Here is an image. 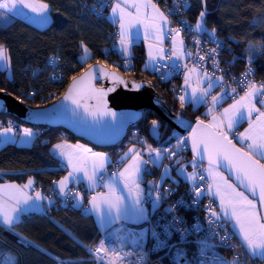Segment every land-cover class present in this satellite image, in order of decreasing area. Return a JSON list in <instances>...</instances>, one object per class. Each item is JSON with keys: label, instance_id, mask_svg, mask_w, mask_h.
I'll return each instance as SVG.
<instances>
[{"label": "snow or ice", "instance_id": "snow-or-ice-1", "mask_svg": "<svg viewBox=\"0 0 264 264\" xmlns=\"http://www.w3.org/2000/svg\"><path fill=\"white\" fill-rule=\"evenodd\" d=\"M207 0H201L206 5ZM185 8L190 7L189 0H184ZM111 7L109 16L112 22L119 26V51L122 54L131 56L129 51L133 44V37L143 39H152L157 41L156 54L152 52L153 45L149 44V59L153 61V71L160 74L163 80L169 79L172 75L184 70L185 86L189 84V76L196 72V68H187L181 60L185 56H190L191 52H186L184 40L181 37L180 28H169L165 31V24L169 23L168 15L159 10V6L152 0H116L109 5V0H100V8L96 9L97 14L103 16V9ZM134 9L130 11L129 8ZM151 9L149 13L148 9ZM23 9H30L31 13L36 15L31 19L41 25H47L50 22L49 4L44 2L37 3L36 0H0V27H6L15 17L10 15H24ZM175 14V13H170ZM207 11H201L194 26L195 31H206ZM107 19L108 17H103ZM143 26L141 32L140 26ZM189 32L193 31L190 25H185ZM134 30V31H133ZM165 37H168L172 48L165 55V49L160 47ZM211 40L217 43L216 48H211L209 54L213 60V66L218 69V48L226 50V45L220 44L215 37V29L209 33ZM195 43L199 45L200 41ZM81 60H86L90 55V50L86 44L81 43ZM107 51V50H106ZM249 68L240 79V83L245 84L246 90L243 96L235 99L237 90L235 88L225 87L223 76H210L206 71L203 73V79L198 84L207 82V87H193L190 93L185 89V95L178 97L181 107H184L186 95L193 104L210 103L212 107L208 109V115H212L215 107L222 104L228 98H232L234 103L227 108H223L220 116L212 115L209 125H204V121L197 120L196 126L191 128L189 137H176L177 143L172 147L153 148L150 144L143 151L147 153L148 159L144 158L141 150L135 146L128 149L125 157L130 154L127 164L122 171L112 173L107 172L109 161L104 152H92L91 149H84L91 153V157L74 155L72 152L65 151V145L56 144L57 156L61 159L62 165L70 168L68 174L59 181L54 182L58 192L63 197V203L71 207H77L82 204L83 196L69 188V184H79L84 181L90 190L95 192L97 188L103 187L107 192H100L91 195L89 199V208L86 210L94 213L98 222L104 231L112 228L113 225L121 226L115 229V232L109 235H115L119 241L130 239L133 245L144 249L147 240L154 242V247L142 251L137 257V264H152L149 256L153 252L163 251L164 255L159 257V261L168 260V264H237L236 259L227 260L218 251L220 248L229 247V241L236 236L242 242L254 259L264 261V213L257 208V199L261 205H264V83L259 87L255 82L250 81L249 77L253 74L250 65L255 62V58H246ZM200 61H204V56H199ZM168 61L170 63H165ZM0 62L3 66H10L11 56L8 47L0 43ZM127 62V61H126ZM147 67V66H146ZM161 67L167 71L161 72ZM90 74L107 75L102 68H92ZM93 75V78H96ZM59 78V76L55 77ZM76 81V77H73ZM123 83V81H120ZM136 87H140L137 85ZM223 89L220 96L211 95L214 88ZM114 88H90L85 96L83 92L75 91V84L70 87L65 95V100H71L75 107H64L57 113H36V118L54 119L57 117L71 118L78 115V109H83L85 113L92 116L96 122L101 117H111V121L104 123L102 128L90 129L93 133L112 137L134 118L133 114H124L118 116V113L107 106L106 97L108 93L114 91ZM0 89V92H4ZM211 95V100L208 97ZM261 107L256 106L257 97ZM94 99L95 106L90 107L87 103H82V99ZM255 118L253 119V114ZM179 120L180 118L177 117ZM115 123H112V122ZM247 121L249 127L243 133H238L235 129ZM183 123V121H181ZM152 131H158L159 121L152 120ZM189 125L185 124V127ZM202 126L215 129L209 135L205 136L198 133ZM239 137L240 141L245 142L246 151L237 148L229 138V133ZM17 133L15 128L9 122V126L0 127V143H6L13 140ZM24 138V143H30L34 136L33 130L23 128L19 134ZM191 140V150L195 153L190 166L191 172L187 171L188 164L183 163V157L179 152L187 146ZM82 147V146H76ZM173 148L177 151H173ZM123 159V158H122ZM164 159H173L176 165V175L181 174L190 183L191 200L185 201L181 198L174 205H169L164 213L157 215L162 202L168 196L172 195L170 188L161 189V184L167 179H174L171 176L172 168L162 164ZM207 161V167L204 162ZM163 168L160 182L143 181L144 174L150 173V166ZM234 175L237 183H233L223 172ZM208 178L210 182L204 181ZM199 181V183H198ZM151 183L152 187H141V183ZM179 183V181H177ZM34 180L29 178L27 183L20 185H0V189L11 187L14 192H10L5 199L0 193V226L5 230L12 232L16 225L22 222V217L34 211L46 213L47 209L53 206V200L50 196H45L41 191L33 189ZM243 188L244 191L240 189ZM32 189L33 195H29L27 190ZM118 189L120 194H117ZM247 193V194H246ZM216 197L219 201L217 212L210 199L209 204L204 208L207 215L203 221L193 218L191 224L184 216L177 212L179 207L195 208L199 206L205 197ZM250 196L252 198H250ZM146 205L151 206V212ZM231 220L233 231L228 233L223 227L227 221ZM125 225L135 227L125 228ZM224 232L221 235V232ZM126 233L127 237L120 235ZM17 235H19L17 233ZM25 246H32V242L22 238ZM106 241L100 240L96 248L87 245L90 254L103 252L105 256H111V252L105 247ZM123 247V245H121ZM6 255V264H17L18 258L10 252ZM124 257L132 255L130 252H124ZM119 256L110 258L108 264H115ZM59 259V258H56ZM60 264H63L60 261Z\"/></svg>", "mask_w": 264, "mask_h": 264}, {"label": "trees", "instance_id": "trees-1", "mask_svg": "<svg viewBox=\"0 0 264 264\" xmlns=\"http://www.w3.org/2000/svg\"><path fill=\"white\" fill-rule=\"evenodd\" d=\"M42 1L50 7L51 22L46 27H37L19 17L11 20L8 26L0 27V43L8 47L11 56L9 68H3L0 64V89L31 106L46 105L57 99L69 81L90 63L101 61L120 70L127 77L151 81L168 107L183 118L196 120L200 117L209 120L207 110L210 103L196 108L191 103L181 107L177 94V88L182 83L180 77L163 80L161 75L145 67L146 50L143 41L133 45V66L128 69L122 65L119 54L104 49L109 41L108 34L115 25L108 18L92 12V0ZM189 4L190 7L185 8L183 15L190 24L195 26L199 13L206 10L205 25L209 30L214 28L215 35L236 39L232 43L234 53L228 57L232 68L239 71L248 64L246 58L254 57L255 62L251 65L255 67L256 84L264 83V0H207L206 5L201 0H189ZM197 33L203 35L210 32ZM82 42L91 52V58L83 61ZM51 55L59 57L63 72L61 80L50 78L48 59ZM230 100L232 98L226 102ZM7 116L12 115L6 110L0 112V119ZM14 119L19 126L35 128L36 137L30 146L9 142L0 148V183H22L34 177L36 185L48 194L54 190V182L67 172L53 154L52 145L62 139H81L63 128L31 126ZM152 120L161 121L162 133L158 141L149 135ZM134 128L138 129V134L147 135L155 145H161L174 126L158 112L146 109ZM132 131L129 130V133ZM126 140L111 148L94 147L107 150L113 159H118L132 146ZM190 156L193 157L192 154ZM90 196L85 193L83 205L77 207H71L70 203L66 205L55 196L53 206L46 213L32 212L25 215L14 231L9 232L0 226V264H6L5 254L9 252L18 258L17 264H57L60 261L67 264H97V259L84 246L92 248L105 232L99 229L94 216L84 209ZM22 238L31 241L32 246H25Z\"/></svg>", "mask_w": 264, "mask_h": 264}, {"label": "built area", "instance_id": "built-area-1", "mask_svg": "<svg viewBox=\"0 0 264 264\" xmlns=\"http://www.w3.org/2000/svg\"><path fill=\"white\" fill-rule=\"evenodd\" d=\"M93 7L92 12L99 16L104 17L107 14V10L110 8V6L105 7L103 9V16L97 14L96 9L100 8V0H92ZM114 0H109V5L113 3ZM158 3L159 7L162 9V11L165 13V15H168L169 17V28H180L181 29V36L185 39L186 49L191 52V59L195 65L200 67L204 72L213 75V76H223V80L225 83V87L228 88H235L237 90V94L235 96V99L244 94L246 90V86L243 83H240V79L245 73L246 69L249 68V64H247L244 68L240 69L239 71L232 68V65L229 62L228 57H230L231 54L234 53L235 47L233 46V42H236V39L234 37H229L228 39L215 35L216 39L220 42L222 45H226V50H220L218 48V69L217 67L213 66V60L212 57L209 54V50L211 48H216L217 43L210 39L209 34H199L195 31L194 26L190 24V22L187 20V18L183 15L185 12V4L184 0H154ZM175 13V14H170ZM185 25H190L193 29V31L189 32L188 28ZM119 28L117 26H114L113 30H111L108 34V43L105 45V50L113 51L117 54H119L122 58V65L128 69L132 68L133 66V60L131 58L125 57L120 51H119ZM196 40H199L200 43L197 45L195 43ZM162 47L165 49L166 53H169V50L172 48L169 38L167 37L166 42L162 44ZM199 56H204L205 60L200 61ZM236 57V56H235ZM127 61V62H126ZM48 63L51 67V73L50 78L52 80H61L63 79V72L60 68V60L58 55H51L48 59ZM169 63V62H165ZM182 64L187 65L188 69H191V61L189 59H183L181 60ZM251 69L253 70V74L249 77L250 81L257 83V80L254 77L255 74V67L250 65ZM167 71L163 67H161V72ZM154 72V71H153ZM156 73V72H154ZM158 74V73H156ZM160 75V74H159ZM185 71L182 70L178 72L175 75H172L171 77H180L181 79L184 78ZM59 76V78H55ZM192 79L194 83L198 84V81L200 80L198 77H196L192 73ZM262 84V82H261ZM200 85V84H198ZM184 91V88L182 85H180L177 88V94L180 96ZM211 98H209V101ZM200 117H197L199 119ZM9 122H11L12 126L17 131L19 129V125H17L15 119L12 116H7L4 119H0V127H8ZM179 125L182 127H185V122L183 123L178 121ZM132 133L127 134L126 136V142L132 143V146L138 145H146L150 143L149 137L145 134H138L137 128H132ZM188 137V134L181 132L177 128H173L171 130V133L163 141V143L160 146L162 147H172L177 143L176 137ZM120 151V149H119ZM173 151H177V149L173 148ZM121 152V151H120ZM191 153V145L188 141L187 146L184 147L182 151L179 152V155L183 157V163L188 164V168L192 169L190 166V162L192 161L193 157L190 156ZM122 157L123 153L120 155L118 159H112L110 166L107 168L108 173L116 172L121 166L122 163ZM174 177V179H167L165 183L161 184V189L163 188H170L173 190L172 195L168 196L164 199V201L161 204V207L159 208V211L157 215L162 214L165 212V210L168 208L169 205H174L176 202L180 201L181 198H184L185 201L191 200L190 195V183L186 181L184 178H179L177 175H171ZM155 182H160L161 177L155 176L154 179ZM179 181V183H177ZM184 181V182H183ZM210 182L208 178L204 181L205 184ZM199 183V181H198ZM152 187V184L150 188ZM70 189L73 191H76L80 193L82 196L86 193L87 195H91V192L88 191L84 186L81 184H75ZM48 195L51 198H55V196H58L55 192V190H52L48 193ZM61 198V201H63V197L58 196ZM212 201L213 208L219 212V203L216 199V197H205L201 204L195 208H189L187 206L185 207H179L177 208V212L184 216L188 223L191 224L193 222V218L196 217L197 219H200L203 221L207 215L206 211H204V208L209 204V201ZM70 203V202H69ZM121 225H117L110 230L106 231L104 235L100 238L104 239L106 241L105 247L106 249H109L111 252L112 249H115V252H111V256H105L103 252L93 254L94 257L97 259V264H108L111 257L118 255L119 258L116 259L115 264H137V257L142 251H146L148 249H152L154 247V242L150 239L146 241L144 249H140L137 245H133L130 241V239L125 238L123 241H119L116 239L115 235H109L111 232H115V229L119 228ZM128 227H135L133 225H125V228ZM223 227L227 230L228 233H231L233 231V226L231 220L227 221L226 224L223 225ZM221 235L224 234L222 231L220 233ZM120 235H124L127 237L126 233H120ZM100 240L92 247L96 248ZM123 245V247H121ZM218 251L223 255L227 260L232 261L233 259H236L237 264H264V261L260 259H254L252 258L247 250L242 246V242L239 240L238 237L233 236L231 241H229V247L220 248ZM124 252H130L132 253L131 256L125 258ZM164 252H153L150 254L149 259L151 260L152 264H168V260L165 259L164 261H159V257L163 256Z\"/></svg>", "mask_w": 264, "mask_h": 264}, {"label": "water", "instance_id": "water-1", "mask_svg": "<svg viewBox=\"0 0 264 264\" xmlns=\"http://www.w3.org/2000/svg\"><path fill=\"white\" fill-rule=\"evenodd\" d=\"M92 68H102L107 75H96L90 74ZM93 75H96V78H93ZM76 83L73 81V78L69 81L68 86L65 91L54 101L46 105L41 106H31L22 100L16 98L14 95L10 94L7 91L0 92V112L6 110L9 115H12L14 118L18 119L22 123L31 125V126H40V127H51V128H63L67 132L73 134L77 139L84 140L85 142L99 147V148H111L115 147L117 144L121 143L126 139V136L135 124L142 118L146 109H151L158 112L166 121L170 122L175 128L180 130L183 133L188 134V137L191 132V128L196 126L197 120L185 119L184 122L189 125L188 127H182L177 122V117L183 118L180 114L172 111L166 102L162 99V96L157 92L152 82L146 79H137L135 77H127L120 70L107 65L101 61H94L90 63L81 73L77 74ZM120 81H123L121 83ZM75 84L76 92H83L85 96L88 94L90 88H114L115 90L108 93L106 100L108 108L116 111L118 116L124 114H133L134 118L131 119L115 136L108 137L93 133L90 129L92 128H102L104 123L111 121V117H101L99 122L93 120L92 116L88 113H85L84 110L78 109V115L72 116L71 118H61L57 117L54 119L36 118V113H57L61 110L62 106L64 107H75L71 100H65V95L69 92L70 87ZM140 85V87H136ZM82 103H87L90 107L95 106L96 101L94 99H82ZM199 120L204 121V125H209L210 122L204 119L199 118ZM159 121L158 131H152V124L149 128V135L155 141L160 140L161 138V121ZM112 123H115L114 121ZM198 133L202 135H209L215 129H209L202 126L197 130ZM229 138L235 144L237 148H242L245 151L247 150L245 146L239 143L235 138L229 135ZM190 145L191 140L189 139ZM191 153L194 157L195 153ZM260 160L261 163H264V160L260 157H256ZM207 164V161L204 162ZM225 172L223 169H221ZM229 179L234 183L237 181L234 178V175L225 172ZM241 190L244 191L243 188ZM247 194V193H246ZM251 197V196H250ZM252 198V197H251ZM259 209L261 213H264V205H261L257 199ZM264 221V220H263Z\"/></svg>", "mask_w": 264, "mask_h": 264}, {"label": "crops", "instance_id": "crops-1", "mask_svg": "<svg viewBox=\"0 0 264 264\" xmlns=\"http://www.w3.org/2000/svg\"><path fill=\"white\" fill-rule=\"evenodd\" d=\"M36 2L39 3V2H44V1H42V0H36ZM115 2H116V0L114 1V3H115ZM152 2H153V1H152ZM44 3H46V2H44ZM153 3H154V2H153ZM49 10H50V7H49ZM129 10H130V11H134V9H132L131 7L129 8ZM159 10L162 11L161 8H159ZM110 11H111V8H110L109 11L107 12L108 20H109L113 25L118 26V23H114V22H112L111 17L109 16ZM148 11H149V13H151V9H150V8L148 9ZM23 12L25 13L24 15H16L15 13H12V14H10V15H12V16H14V17L22 18V19H24V20H27V21L31 22L32 24H34V25L37 26V27H41V28H43V27H46L47 25H49V24H47V25H41V24H38V23L34 22V21L31 19V17L34 16V15H36V14L31 13V10H30V9H23ZM48 15H49V17H50V22H51V15H50V12H48ZM50 22H49V23H50ZM118 27H119V26H118ZM164 27H165V31H167V30L169 29V24H168V23L165 24ZM140 28H141V32H143V26H142V25L140 26ZM133 31H134V30H133ZM166 39H167V37L164 38L163 43L166 42ZM141 41L144 42V44H145V50H146L145 67L147 66L146 68L153 72V61L149 59V44H152V45H153L152 52H153V54L155 55V54H156V51H157V49H156L157 41L152 40V39L145 40V39H143V36H142V35H141L140 38L133 37V44L130 46V49H129V51H130V53H131V56H127L126 54H123V55H124L125 57H127V58H131L132 55H133V45H134L136 42H141ZM163 43H162V44H163ZM162 44L160 45V47H162ZM171 46H172V45H171ZM184 47H185V44H184ZM185 51L188 52L186 49H185ZM90 54H91V52H90ZM165 55H167L166 51H165ZM89 56H90V55H89ZM185 58H186V59H189V60L191 61L192 68H193V67L196 68V72H193V74H194L196 77H198L200 80L203 79V78H204V77H203V73H204V71H203L200 67H198L197 65H195V64L193 63V61H192V59H191V55H190V56H185V57H183V59H185ZM165 62H168V61H165ZM169 63H170V62H169ZM0 64H1V66H2L3 68H9V66H3V62H0ZM208 74H209V73H208ZM209 75L212 76L211 74H209ZM214 77H218V76H214ZM181 85H182V87L184 88V91H183V93H182L181 95H185V89H186V88H187V91L190 93L191 88H193V87H207V82L205 81V83L198 85V84L194 83V81H193V79H192V76L190 75V76H189V84H188L187 86H185L184 78H183V79H182V83H181ZM258 87H259V85H258ZM222 91H223L222 88H220V87H216V88H214V89L212 90L211 95L220 96L221 93H222ZM211 95L208 97V100H209V98H211ZM243 95H244V94H243ZM243 95H242V96H243ZM236 99H239V98H236ZM259 99H260V98H259V96H258V97H257V102H256V106H257V107H261V105H260V103H259ZM226 100H228V99H226ZM226 100L223 101L222 104H219V105H217V106L215 107V111L212 113V115L220 116L221 113H222V111H223V108H227V107H229V105H231V104L234 103V100H233V99L230 100L229 102H226ZM188 103H191V102L189 101V98H188V96L186 95V102H185V104H188ZM191 104H192V106H193L194 108H196V107H198V106H200V105H202V104H205V103H198V104H193V103H191ZM220 106H221V108H220ZM210 107H212L211 104H210L209 108H210ZM209 108H208V109H209ZM217 108H219V110H217ZM261 110H264V108H262ZM207 112H208V110H207ZM212 115L209 116V120H208L209 122H211V120H212ZM255 115H256V114L254 113V114H253V119L255 118ZM248 127H249V123H248L247 121H245L244 123H242L241 125H239V126L235 129V131L238 132V133H243V132L245 131V129H247ZM4 128H6V127H4ZM23 128H30V129L33 130L34 136L31 138V142H30V143H24V142H23L24 138H22V136L19 135V134L21 133V130H22ZM19 129H20L19 132L16 131V133H17L16 137H15L13 140L9 141V142H15V143H17V144H19V145H22V146H30V145H32L33 142H34V139H35V137H36V129L33 128V127L24 126V125H20V126H19ZM229 135H231V136H232L233 138H235L239 143H241L243 146H245V142L240 141V139H239L238 136L233 135L231 132L229 133ZM2 139H3V138L0 137V140H2ZM9 142H6V143H9ZM6 143H0V148H1L3 145H5ZM58 143L65 145V151L72 152L74 155H81V156H85V157H91V153L85 152L84 149H91L92 152H104V153L107 154V159H108V161H109L108 167L110 166V164H111V160L113 159V157H112V155H111V153H110L109 151H107V150H102V149H98V148L94 147L93 145H91V144H89V143H87V142H84V141H81V140H79V141H74V140H69V139H62V140H59V141L55 142V143L52 145V152H53V154H54V155L60 160L61 164H62V161H61V159L57 156V150L54 149V145H56V144H58ZM149 144H150L153 148H160L159 145H155V144L152 143V142H150V143H148V144H146V145H142V146L135 145L136 149L142 151V153L144 154V158H145V159H148V155H147V153L144 152L143 150L146 149L147 145H149ZM76 146H82V147H76ZM131 147H133V146H131ZM131 147H129V148H131ZM129 148H127L126 151L123 153V157H122L123 160H122L121 166H120V168L118 169V171H122L123 168L125 167V165L127 164L128 159H130V154H129L128 157H125V153L128 152V149H129ZM162 164H163V165H166V166H170V167L172 168L171 175H176V171L174 170V168H176V165L174 164L173 159H164V160L162 161ZM64 167L67 169V172L65 173V175H63L61 178H59L57 181H59L60 179H62L64 176H66V175L68 174V171H70V168H68L67 166H64ZM108 167H107V168H108ZM187 171H188V172H191L192 169H189V170H187ZM162 172H163V168H157V167L154 166V165H153V166H150V173H151V174H144V176H143V181L152 182V181H154L155 176H160V177H161ZM221 172H223V171L221 170ZM223 173H225V172H223ZM225 174H226V173H225ZM226 175H227V174H226ZM178 177H179V178H184L182 174H181L180 176H178ZM30 178H32V179L34 180V184H33V189H34V190H36V191H41V193H42L43 195H45V196H49V195L47 194V192H45L43 189H41L39 186L36 185V180H35L34 177H30ZM184 179H185V178H184ZM230 180H231V179H230ZM27 181H28V179H27ZM27 181L22 182V183H19V182H13V181H7V182H1L0 185H9V186H11V185L15 184V185L23 186V185H25V184L27 183ZM79 184H81V185L84 186L88 191H90V192H91V195L96 194V193H100V192H107V189H106V188H103V187L97 188V189L95 190V192H93V191L90 190L89 186H88L87 183L84 182V181L80 182ZM73 185H75V184L70 183V184H69V188H71ZM150 186H151V183H143V182L141 183V187H142V188H145L146 190H147L148 188H150ZM54 190H55L56 194H57L58 196H60L56 184H54ZM240 190H241V189H240ZM14 191H15V190L12 189L11 187H6V188H4V189H0V193H2V194L4 195L5 199L7 198L8 194H9L10 192H14ZM242 191H243V190H242ZM27 192H28L29 195H33V194H34L32 189H28ZM117 194H120V190H119V189H118V191H117ZM90 197H91V196H90ZM90 197L88 198L87 203L85 204V207H84L85 210H87V209L89 208V199H90ZM216 199H217V198H216ZM52 200H53V202H54V199H53V198H52ZM217 201H218V199H217ZM218 203H219V201H218ZM82 205H83V201H82V204H81L80 206H82ZM146 207H148L149 211L151 212V206H150V205H146ZM257 208H258V210H260V209H259V205H258ZM34 212H40V211H34ZM87 212H88V211H87ZM41 213H42V212H41ZM89 213H90V212H89ZM91 214L94 216V218H95V220H96V222H97V225H98L99 229H100L102 232H106V231H104V230L102 229V227L100 226V224H99V222H98V219H97L96 215H95L94 213H91ZM22 218H23V217H22ZM262 222H264V221L262 220ZM117 225H119V223L116 224V225H113L112 228L115 227V226H117ZM110 229H111V228H110ZM110 229H108V230H110ZM108 230H107V231H108ZM239 240H240V239H239ZM243 247H244V246H243ZM244 248H245V247H244ZM245 249H246V248H245ZM62 262H63V261H62ZM57 264H60V262H58ZM63 264H67V263L63 262Z\"/></svg>", "mask_w": 264, "mask_h": 264}, {"label": "rangeland", "instance_id": "rangeland-1", "mask_svg": "<svg viewBox=\"0 0 264 264\" xmlns=\"http://www.w3.org/2000/svg\"><path fill=\"white\" fill-rule=\"evenodd\" d=\"M114 1H115V0H114ZM114 1H113V3H114ZM152 1H153L155 4L158 5V3H157L156 1H154V0H152ZM113 3H112V4H113ZM158 6H159V5H158ZM110 8H111V7H110ZM110 8H109V9H110ZM159 8H160V7H159ZM109 9H108V10H109ZM161 10H162V9H161ZM162 12H163V11H162ZM168 24H169V23H168ZM117 28H119V27L117 26ZM205 28H206V31L211 32V30H209L208 27H207L206 25H205ZM199 32L202 33V32H204V31H199ZM181 37H182V36H181ZM182 38H183V37H182ZM183 40H184V44H185V43H186V42H185V39L183 38ZM185 49H186V44H185ZM186 50L188 51V49H186ZM188 52H189V51H188ZM89 58H91V54H90V56H89L87 59H89ZM87 59H86V60H87ZM191 67H192V65H191ZM190 75L192 76V73H191ZM212 76H213V75H212ZM256 85L258 86V84H256ZM259 86H260V85H259ZM241 96H242V95H241ZM239 97H240V96H239ZM239 97H238V98H239ZM217 110H218V108H217ZM181 120L184 121V118H181ZM204 167H207V164L204 163ZM224 175L227 176L225 173H224ZM231 181H232V180H231ZM232 182H233V181H232ZM233 183H234V182H233ZM241 191H242V190H241ZM250 198H251V197H250ZM257 207H258V202H257ZM259 211H260V210H259Z\"/></svg>", "mask_w": 264, "mask_h": 264}, {"label": "flooded vegetation", "instance_id": "flooded-vegetation-1", "mask_svg": "<svg viewBox=\"0 0 264 264\" xmlns=\"http://www.w3.org/2000/svg\"><path fill=\"white\" fill-rule=\"evenodd\" d=\"M184 120H185V118H184ZM178 121L180 122V121H182V120H177V122H178Z\"/></svg>", "mask_w": 264, "mask_h": 264}]
</instances>
